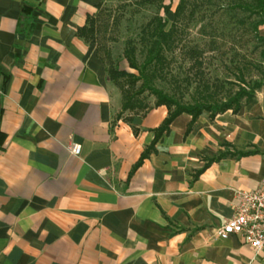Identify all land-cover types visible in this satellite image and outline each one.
Instances as JSON below:
<instances>
[{"label": "crops", "instance_id": "1", "mask_svg": "<svg viewBox=\"0 0 264 264\" xmlns=\"http://www.w3.org/2000/svg\"><path fill=\"white\" fill-rule=\"evenodd\" d=\"M103 1L0 0V264H264L215 234L264 178V88L158 134L79 35Z\"/></svg>", "mask_w": 264, "mask_h": 264}, {"label": "rangeland", "instance_id": "2", "mask_svg": "<svg viewBox=\"0 0 264 264\" xmlns=\"http://www.w3.org/2000/svg\"><path fill=\"white\" fill-rule=\"evenodd\" d=\"M180 0H104L97 14L93 18L96 30V40L101 47L102 56L108 53L114 67L125 69L130 74L138 76L137 71L128 69L124 60V51L128 42H133L136 48V59L139 64L144 60L143 43L140 41L141 29L155 16L166 20V29L171 27L173 12ZM245 0H189L181 22H179L177 45L174 53L169 58L171 65L169 73L173 79L183 80L189 76L194 79L195 69L191 70V61L186 55L188 49L197 48L202 52L200 60L203 65L199 69L203 79L211 83H224L225 91L234 94L238 89L234 82L237 69L247 66L255 61H260V51L252 52L255 44L251 41V30L257 18L250 16L234 7L238 2ZM170 6V12L164 13L161 6ZM193 13L192 15H190ZM200 52V53H201ZM155 80L154 86L169 94L174 93L172 80ZM247 81L262 79L257 70L245 72ZM123 82H126L123 81ZM119 92L118 87L110 82ZM128 84V83H127ZM141 82L134 85L136 92ZM184 86V85H183ZM195 85L192 84L184 92L185 102H191ZM121 97V94H120ZM143 104H155L156 99L148 92L137 97Z\"/></svg>", "mask_w": 264, "mask_h": 264}, {"label": "trees", "instance_id": "3", "mask_svg": "<svg viewBox=\"0 0 264 264\" xmlns=\"http://www.w3.org/2000/svg\"><path fill=\"white\" fill-rule=\"evenodd\" d=\"M153 2V0H147ZM103 3V2H102ZM100 3L96 7V12L87 18L86 25L80 30L79 35L85 39L86 42L95 45L96 55L98 59L104 64L108 80L114 83L121 94V109L123 111H134L146 109L145 104L137 97L144 92H148L156 99V106H165L169 113L163 125L158 129V134L166 132L169 124L175 117L181 114H187L194 121L203 111L209 112L210 117L214 118L219 114L231 111L233 114L237 113L243 104H247L255 96L256 91L264 88V78L246 80L245 72L251 69L257 70L260 75L263 74L264 62V36L259 33V28L264 26V0H245L238 2L234 7L248 13L257 20L252 26L251 35L252 42L255 44L252 52L260 51V61L258 65L255 61L248 63L247 66L237 69L238 73L235 75L234 82H227L228 85L237 86V91L234 94H228L225 91L224 83H211L203 79L199 69L203 63L200 60L203 55L197 48H190L186 52L191 63V70H196L192 77L193 80L186 76L183 80L173 79L170 76L169 68L171 65V56L177 45V34L179 22H181L182 15L189 5V0H180L178 6L173 12V22L169 29H166L167 22L160 16L152 18L141 30L140 41L143 43L144 60L141 64L136 59V48L133 42H128L124 51V60L128 65V69L137 71L138 76L130 74L125 69L121 70L114 67L109 58V54L102 56L101 47L97 44L96 30L93 18L97 14ZM164 13L170 12V6H161ZM191 13L190 15H192ZM201 52V53H200ZM167 76L172 80L174 93L169 94L161 89L155 88V80H167ZM126 82H123L125 81ZM141 82L140 88L135 92L134 85ZM128 83V84H127ZM195 85L194 94L189 98L191 102H185L184 92L188 91L191 85ZM184 85V86H183ZM149 150L142 154L140 160L134 166V170L140 166L142 161L148 156Z\"/></svg>", "mask_w": 264, "mask_h": 264}, {"label": "built area", "instance_id": "4", "mask_svg": "<svg viewBox=\"0 0 264 264\" xmlns=\"http://www.w3.org/2000/svg\"><path fill=\"white\" fill-rule=\"evenodd\" d=\"M68 149L72 155L80 152L78 145ZM233 209V215L216 229V236H239L255 254L264 251V178L255 189L238 192Z\"/></svg>", "mask_w": 264, "mask_h": 264}]
</instances>
